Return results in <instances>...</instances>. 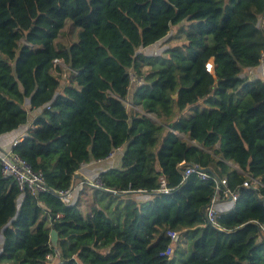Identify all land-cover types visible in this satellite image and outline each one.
I'll return each instance as SVG.
<instances>
[{
    "label": "trees",
    "instance_id": "16d2710c",
    "mask_svg": "<svg viewBox=\"0 0 264 264\" xmlns=\"http://www.w3.org/2000/svg\"><path fill=\"white\" fill-rule=\"evenodd\" d=\"M263 50L264 0H0V135L34 112L12 152L48 188L21 191L0 165V264H264V87L242 75ZM121 148L85 212L82 191L56 196ZM187 164L226 179L216 226L215 182L183 180Z\"/></svg>",
    "mask_w": 264,
    "mask_h": 264
},
{
    "label": "built area",
    "instance_id": "2783aa9c",
    "mask_svg": "<svg viewBox=\"0 0 264 264\" xmlns=\"http://www.w3.org/2000/svg\"><path fill=\"white\" fill-rule=\"evenodd\" d=\"M207 71L212 70V62H208L206 64ZM141 79H137L134 75L131 76V84L132 85H139L141 84ZM17 141L12 143V147L16 144ZM120 150V149H117ZM111 152L107 158H112L116 151ZM0 165H1V172L5 176H11L14 181L16 182L19 190L21 191H28L31 195L37 196L41 193L48 191V188L45 185L41 172L34 171L32 167L18 155L10 150L9 152H2L0 153ZM183 180L187 179L191 174H194L197 178L201 180H209L213 179L215 182V195L211 199L210 205L206 210V217L213 226H216V218L219 215L218 210L215 208V203L218 199V193L221 191L223 193V198H233V195L227 188L226 179H216L209 173L207 170L200 167L198 164H187L181 169ZM257 182H252L251 184H256ZM84 185H88L92 188L99 186L98 178L94 180H84L82 182ZM249 184L247 182L243 183V187H248ZM160 188L165 190V181L163 178L160 179ZM72 190H66L64 192H57L56 196L63 202L68 203L72 197L71 195ZM59 217V214L56 215ZM264 229V228H262ZM264 231V230H263ZM167 236L169 237L171 244L166 248L165 251L161 252V255L169 256L173 250V243H175L179 237L177 232L168 231ZM58 256L57 250L54 248V254H46V259L48 261L54 260V258Z\"/></svg>",
    "mask_w": 264,
    "mask_h": 264
},
{
    "label": "crops",
    "instance_id": "0c3cea01",
    "mask_svg": "<svg viewBox=\"0 0 264 264\" xmlns=\"http://www.w3.org/2000/svg\"><path fill=\"white\" fill-rule=\"evenodd\" d=\"M242 75L246 76L250 81L259 80L264 87V50L262 51L259 64L251 69H247L245 72H243ZM134 110L141 112L140 107H134ZM33 113H31L32 116L27 124L20 126L19 128H17L12 132L0 135V153L9 152L10 150H12V143L14 141H18L25 135L27 129L31 126L32 120L34 118ZM179 136L181 137L183 135L180 134ZM124 150H125L124 148L117 150L116 155L112 158H106L101 161H95V162L83 164L81 168H79V170L75 172L76 177L74 178L73 181V189L71 193L72 197L76 198V195L80 191H82V194L85 197V199L91 200L92 187L88 185H84L82 184V182H84V180L96 179L99 173L107 169L119 168L121 164V157ZM21 202H22V197H19L17 201L18 207L21 204ZM233 203H234V199L228 198L225 201H219L216 204L219 211H226L233 206ZM0 239H3L2 236H0Z\"/></svg>",
    "mask_w": 264,
    "mask_h": 264
},
{
    "label": "rangeland",
    "instance_id": "374dc122",
    "mask_svg": "<svg viewBox=\"0 0 264 264\" xmlns=\"http://www.w3.org/2000/svg\"><path fill=\"white\" fill-rule=\"evenodd\" d=\"M175 31H176V27H173L170 33H174ZM66 40H67V38H64V41H66ZM172 44H174V42H172ZM166 46H167V44L165 43V39H163V40L159 41L158 43L154 44L153 46H151L149 48H146V49H144L142 51L144 53H146V54L158 55V54H160L163 51V49H165ZM151 117H152V119H155V116L151 115ZM181 137H183V136H181ZM116 153L114 154V156L116 155ZM71 199H73V198L71 197ZM85 200L86 199H85L84 196L80 199V203H82L81 204L82 211H86L87 210L86 204H84ZM47 241H48V239H41V240L35 239V240H33L30 243L29 249L30 250H34V249H36L39 246L40 243H44V242H47ZM50 262L52 263V262H54V260H52Z\"/></svg>",
    "mask_w": 264,
    "mask_h": 264
},
{
    "label": "water",
    "instance_id": "95a60500",
    "mask_svg": "<svg viewBox=\"0 0 264 264\" xmlns=\"http://www.w3.org/2000/svg\"><path fill=\"white\" fill-rule=\"evenodd\" d=\"M167 127L169 129H172V125L171 124L167 125ZM211 174H212V176L214 178H216V176L213 173H211ZM75 177H76V175L73 176V178H75ZM72 189H73V184L70 187V190H72ZM49 241H50L51 246L56 249L57 248V233L55 232V230H51L50 235H49Z\"/></svg>",
    "mask_w": 264,
    "mask_h": 264
}]
</instances>
